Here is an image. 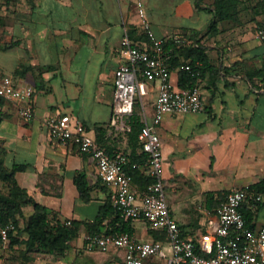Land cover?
<instances>
[{
    "label": "crops",
    "instance_id": "0c3cea01",
    "mask_svg": "<svg viewBox=\"0 0 264 264\" xmlns=\"http://www.w3.org/2000/svg\"><path fill=\"white\" fill-rule=\"evenodd\" d=\"M138 1L0 0V75L34 88L32 119L23 118L18 102L2 104L0 151L8 167L25 165L15 181L49 210L51 222L79 224L66 254L32 252L43 264H125L124 252L117 248L86 249L91 231L105 234L111 228L112 216L99 220L110 189L99 180L93 157L74 142L52 137L47 122L69 114L109 153L133 152L130 131L114 127L111 118L115 70L124 60L122 38L128 35L138 46L151 47L140 24ZM140 1L156 37L174 48L172 65L169 60L173 86L197 84L205 105L200 112L166 113L157 126L171 214L185 237L199 239L215 227L216 209L231 189L264 179V45L255 33L262 17L260 0L252 7L245 3L250 0H238V12L222 20L213 0ZM246 7L250 12H244ZM175 35L185 42L176 43ZM175 44L181 49L175 51ZM193 48L202 49L206 59L197 61L194 83L182 86L180 71L195 57ZM158 87L156 80L141 83L132 112L140 121L143 116L152 121ZM79 179L87 186L88 200ZM25 209L28 216L34 205L27 203ZM254 211L250 223L259 228L264 207ZM131 225L139 239L163 242V251L144 264H169L165 231L142 219ZM8 247L23 248L5 243L2 263L11 259ZM4 253L9 258L1 257ZM26 260L19 259V264H29Z\"/></svg>",
    "mask_w": 264,
    "mask_h": 264
},
{
    "label": "built area",
    "instance_id": "2783aa9c",
    "mask_svg": "<svg viewBox=\"0 0 264 264\" xmlns=\"http://www.w3.org/2000/svg\"><path fill=\"white\" fill-rule=\"evenodd\" d=\"M137 10L142 30L150 39L151 47L138 46L128 35L122 38L120 51L124 60L115 70L111 124L131 131L129 118L141 83L159 82L152 121L143 116L138 134L145 159L131 162L125 152L109 153L89 133L83 122L74 120L69 114L48 120L49 132L55 139L74 142L81 152L93 157L99 180L109 187L112 206L121 218L132 221L142 219L151 227L165 231L172 253L169 264H264V223L259 228L251 226L242 211L243 206L256 209L264 203V194L255 192L251 185L235 187L226 194L216 209L218 220L215 227L199 239L185 237L171 214L157 126L166 113L200 112L204 111L205 105L197 84L187 88L173 86L169 60L174 48L167 47L164 41L156 37L140 0ZM255 33L264 45V16L258 20ZM174 41L184 43L185 39L175 35ZM182 69L193 77L198 76L199 72L190 64L182 65ZM33 96L34 88L31 85H17L10 75H0V103L6 100L18 102L20 113L27 120L34 116ZM129 169L140 170L152 181L141 189L133 182ZM16 229L13 222L0 223L1 240L8 242L10 234ZM111 248L124 252L125 264H144L148 257L160 254L164 245L158 240H141L129 232L90 234L86 237V249L90 251H108Z\"/></svg>",
    "mask_w": 264,
    "mask_h": 264
},
{
    "label": "trees",
    "instance_id": "16d2710c",
    "mask_svg": "<svg viewBox=\"0 0 264 264\" xmlns=\"http://www.w3.org/2000/svg\"><path fill=\"white\" fill-rule=\"evenodd\" d=\"M215 13L218 19L232 18L237 13L238 0H213ZM259 7L264 9V0H260ZM216 24V23H214ZM170 45L168 44L167 47ZM181 49L180 45L175 44V51ZM194 58L190 62L193 69L199 71L200 67L197 65V61L205 62L206 55L204 51L199 48H193ZM174 56V54H173ZM174 58H171V65ZM176 62V61H175ZM197 79L193 77L188 71H180L181 85L185 86L191 84ZM4 102L0 103V122L5 117V114L1 111V106ZM131 125V141L134 145L133 152L128 155L131 162H141L145 159L146 154L142 151L141 145L138 140V134L141 129V121L138 117L132 114L129 118ZM99 141V140H98ZM100 142V141H99ZM101 143V142H100ZM102 144V143H101ZM103 145V144H102ZM25 168V165L15 163L11 168L5 164L4 157L0 151V223L7 224L13 222L16 224V232L10 234L8 242H3L0 238V248L6 244L14 246L20 244L25 247L23 256L30 252H42L47 254H59L64 255L70 248V240L75 237L78 232V223L70 221L61 222L55 220L51 222L49 219V210L37 203L33 197L28 193V190L20 187L15 181V173L18 170ZM133 182L137 184L141 189L146 187L152 179L138 169H129ZM80 192L85 200H88L87 186L81 179L78 180ZM255 192L264 194V179L255 185H251ZM224 199V198H223ZM222 199V200H223ZM221 200V201H222ZM220 201V202H221ZM27 203L34 205V211L32 214L26 216L24 213V207ZM220 204V203H219ZM264 207V203L262 204ZM255 209L248 206H243L242 211L247 219V222L251 225V220ZM107 216H112L110 221L111 228L106 230L107 233L129 232L133 233L132 220L123 219L120 217L119 212L112 206L110 195L105 205L103 206L99 215V220H103ZM24 218V222H22ZM252 226V225H251ZM182 229V226H180ZM183 231V230H182ZM26 233V238L21 239L20 235ZM91 234H102L100 230L91 231ZM184 234V231H183Z\"/></svg>",
    "mask_w": 264,
    "mask_h": 264
},
{
    "label": "rangeland",
    "instance_id": "374dc122",
    "mask_svg": "<svg viewBox=\"0 0 264 264\" xmlns=\"http://www.w3.org/2000/svg\"><path fill=\"white\" fill-rule=\"evenodd\" d=\"M263 1V0H262ZM256 2V0H250L249 2L248 1H246L245 3H246V5H253L254 3ZM252 7V6H251ZM246 10L244 11V12H250V9L249 8H245ZM258 12H260V14H259V16H264V9L262 10V9H260L259 8V10H258ZM257 18V17H256ZM255 18V19H256ZM24 210H26L25 209V207H24ZM26 213H28V212H26ZM7 250H9L8 252H6L8 255H10V260H12L11 262H9V263H7L6 261H10L9 259H6L4 262H6V263H2L1 261H0V264H19V259L21 260V261H24V260H26V259H24V257H26V258H28V259H30L29 261L28 260H26V262L27 263H29V264H43V262H41V261H39V258H38V260H36V258L35 257H32V252H30V253H28L27 255H25V256H23V253L25 252V247H23V248H21V249H18V250H15V249H9V247L7 248ZM34 253H39V252H34ZM41 254V253H40ZM39 256V255H38ZM37 255H36V257H38ZM1 257H7V258H9V256H7L5 253L1 256ZM17 258V259H16ZM31 258H32V261H31ZM1 259V258H0Z\"/></svg>",
    "mask_w": 264,
    "mask_h": 264
}]
</instances>
